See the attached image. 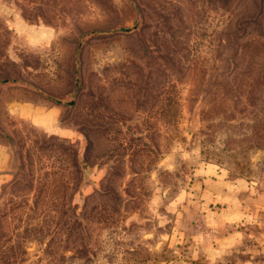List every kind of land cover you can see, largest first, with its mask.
<instances>
[{
    "label": "rangeland",
    "instance_id": "rangeland-1",
    "mask_svg": "<svg viewBox=\"0 0 264 264\" xmlns=\"http://www.w3.org/2000/svg\"><path fill=\"white\" fill-rule=\"evenodd\" d=\"M255 40L264 0H0V264H264Z\"/></svg>",
    "mask_w": 264,
    "mask_h": 264
},
{
    "label": "trees",
    "instance_id": "trees-1",
    "mask_svg": "<svg viewBox=\"0 0 264 264\" xmlns=\"http://www.w3.org/2000/svg\"><path fill=\"white\" fill-rule=\"evenodd\" d=\"M244 49L252 50V53L249 57L244 52L243 77L234 82L233 91L237 95V103L240 102L239 96H243L240 109L248 120L245 123L244 140L252 139L259 149L264 146V42L255 40L249 46H244ZM220 104V108L227 107L223 99Z\"/></svg>",
    "mask_w": 264,
    "mask_h": 264
},
{
    "label": "crops",
    "instance_id": "crops-1",
    "mask_svg": "<svg viewBox=\"0 0 264 264\" xmlns=\"http://www.w3.org/2000/svg\"><path fill=\"white\" fill-rule=\"evenodd\" d=\"M21 115H24L26 117H28L29 120L35 122L36 124L41 123L42 126L44 128H53L55 132H58L56 130V128H54L52 121L50 122L49 117L51 113L53 115L54 110L52 111V109H47V108H43V109H38V107H33V106H27V107H23L22 109H20ZM220 194V193H219ZM223 194V193H222ZM222 194H220L222 196ZM232 218H229V223L232 220V223H234V214H232ZM228 235H222L221 237H219L217 240L219 242L218 245H215L214 248V253H216L217 255H221L224 253H227V251L235 244V243H239L240 238L238 237L237 233H232V232H227Z\"/></svg>",
    "mask_w": 264,
    "mask_h": 264
}]
</instances>
